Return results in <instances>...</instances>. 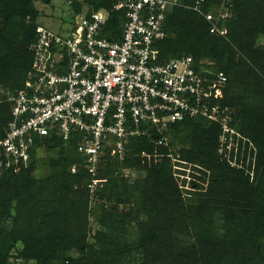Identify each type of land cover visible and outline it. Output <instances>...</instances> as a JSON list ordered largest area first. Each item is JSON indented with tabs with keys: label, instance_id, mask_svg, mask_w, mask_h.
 I'll list each match as a JSON object with an SVG mask.
<instances>
[{
	"label": "trees",
	"instance_id": "obj_1",
	"mask_svg": "<svg viewBox=\"0 0 264 264\" xmlns=\"http://www.w3.org/2000/svg\"><path fill=\"white\" fill-rule=\"evenodd\" d=\"M118 1L68 0L59 26ZM37 2L51 0H0V139L6 98L24 88L34 59ZM123 21L112 11L101 35L120 40ZM164 30L159 62L190 55L213 62L207 76H226L218 104L246 140L242 162L217 154L221 126L202 117L130 138L122 161L107 150L95 176L78 134L52 136L44 158L0 175V264H264V0H177ZM161 136L169 145L156 148L150 137ZM92 179L101 180L94 201Z\"/></svg>",
	"mask_w": 264,
	"mask_h": 264
},
{
	"label": "built area",
	"instance_id": "obj_2",
	"mask_svg": "<svg viewBox=\"0 0 264 264\" xmlns=\"http://www.w3.org/2000/svg\"><path fill=\"white\" fill-rule=\"evenodd\" d=\"M176 2L119 0L110 10L84 7L57 30L38 25L24 88L6 98L11 120L0 139V175L17 173L32 155L44 158L52 136L66 141L75 132L77 151L95 176L107 150L122 161L130 138L162 135L169 124L200 117L221 126L217 154L231 166L242 162L246 140L230 125L232 111L218 104L226 76H207L213 62L196 64L190 55L158 60L154 43L168 36L166 12ZM112 11L124 14L118 41L101 35ZM150 142L169 145L166 136ZM100 182L89 184L90 200Z\"/></svg>",
	"mask_w": 264,
	"mask_h": 264
},
{
	"label": "rangeland",
	"instance_id": "obj_3",
	"mask_svg": "<svg viewBox=\"0 0 264 264\" xmlns=\"http://www.w3.org/2000/svg\"><path fill=\"white\" fill-rule=\"evenodd\" d=\"M67 1L68 0H51L50 4L48 5L43 4L41 2L35 3L36 8L38 9V11L41 12V17L38 23L44 27L50 28L52 30H56L57 27L61 24V18L65 16L64 14L69 9L67 6ZM259 44L264 48V37L260 38ZM182 178L183 177H180L178 179L179 186L183 182ZM185 181L186 182L184 185L186 186L188 180ZM92 227L95 228L93 223H92Z\"/></svg>",
	"mask_w": 264,
	"mask_h": 264
}]
</instances>
